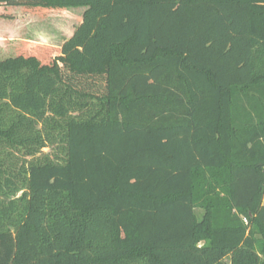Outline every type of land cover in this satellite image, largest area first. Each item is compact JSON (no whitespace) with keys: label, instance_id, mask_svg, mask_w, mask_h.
Masks as SVG:
<instances>
[{"label":"trees","instance_id":"16d2710c","mask_svg":"<svg viewBox=\"0 0 264 264\" xmlns=\"http://www.w3.org/2000/svg\"><path fill=\"white\" fill-rule=\"evenodd\" d=\"M0 8V264H264V0Z\"/></svg>","mask_w":264,"mask_h":264},{"label":"rangeland","instance_id":"374dc122","mask_svg":"<svg viewBox=\"0 0 264 264\" xmlns=\"http://www.w3.org/2000/svg\"><path fill=\"white\" fill-rule=\"evenodd\" d=\"M21 10H22V8H16V9L8 8V10H6V9L4 10V9L0 8V32L3 34L0 36V52L7 50V45H8L7 41H8V39L14 38V37H11L12 32H13V30H16L17 27L21 26V25H18L19 23H24V24H26V27H28V28H25L24 30H22V33H21L22 36L27 34V31H28L27 29H30L32 32V33L30 32V35L33 36V38H35L36 35L37 36L40 35V34H37L40 30H43V32H46L52 38L57 37L55 31L58 28H57L56 24L62 23L63 18L59 19V18H55V17H50L49 20H45V21L36 20L34 22H20V19H22V18H20L19 16H14L13 17L14 18L13 23H11L10 20H5L3 18L6 16L7 13L8 14L10 13L9 11L20 12ZM83 10H84V8L71 9V11L76 12L77 14L81 13ZM71 22L75 23L76 21H74V19H71ZM35 31H37V33ZM33 33H35V34H33ZM30 35L28 34L27 36L31 37ZM36 39H39V37ZM1 48L3 50H1ZM6 56H9V54L5 55L4 57H6ZM0 58H3V57H0ZM45 152H48V149H45ZM197 214H198V217L201 218L203 215V212L201 210H197ZM230 263H231L230 258H227L225 260V264H230Z\"/></svg>","mask_w":264,"mask_h":264},{"label":"crops","instance_id":"0c3cea01","mask_svg":"<svg viewBox=\"0 0 264 264\" xmlns=\"http://www.w3.org/2000/svg\"><path fill=\"white\" fill-rule=\"evenodd\" d=\"M50 17H55V18H59V19L63 18L62 23L56 24V26L58 28L55 31L57 37L52 38L46 32H43V30H40L38 33H37V31H35L37 34H40V35H38V36L34 35L35 38H33V36L30 35V32H31L30 29H27L28 30L27 34L22 36V34H21L22 30H24L25 28H28V27H26V24H23L22 26H20L21 28L17 27L16 30H13L11 37H14V38L8 39V42H13V41L18 42L19 41V42L23 43L24 41H33L36 43L45 44V45H49L52 47H61L64 40L66 38H69L73 34L75 27L80 23L81 14H77L76 12L66 10L63 14H52L51 16H49L48 20L50 19ZM71 19H74V21H76V22L75 23L71 22ZM28 34L31 37H28L27 36ZM33 34H35V33H33ZM38 37H39V39H36Z\"/></svg>","mask_w":264,"mask_h":264}]
</instances>
